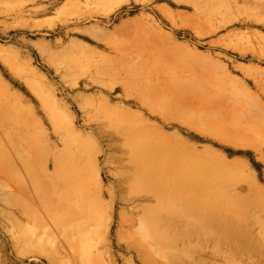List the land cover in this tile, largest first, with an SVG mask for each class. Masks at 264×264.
<instances>
[{"label": "rangeland", "instance_id": "rangeland-1", "mask_svg": "<svg viewBox=\"0 0 264 264\" xmlns=\"http://www.w3.org/2000/svg\"><path fill=\"white\" fill-rule=\"evenodd\" d=\"M126 65L150 73L154 87L178 83L195 95L180 111L164 99L152 111L119 83ZM0 111L10 135L23 130L33 173L80 136L106 152L97 168L116 196L126 191L115 184L121 154L109 131L141 117L175 158L233 193L246 219L264 222V124L254 122L264 118V0H0ZM9 144L3 138L6 155ZM0 188V264H47L34 253L41 245L11 242L10 189ZM130 211L118 203L106 233L100 225L103 264H159L129 241ZM192 240L196 264H223L212 239Z\"/></svg>", "mask_w": 264, "mask_h": 264}, {"label": "bare ground", "instance_id": "bare-ground-1", "mask_svg": "<svg viewBox=\"0 0 264 264\" xmlns=\"http://www.w3.org/2000/svg\"><path fill=\"white\" fill-rule=\"evenodd\" d=\"M123 70L119 83L134 90L138 103L152 111L157 109L153 102L160 105L162 99L166 108L180 111L196 92L178 83L154 87L153 76L137 66ZM4 119L0 113V185L10 189L4 210L10 239L14 245H41L34 253L47 264H103L97 234L104 220L106 233L108 215L113 216L118 203L130 205L128 238L146 261L196 264L193 237L219 245L214 251L223 264L251 255L264 259V222L246 219L235 195L207 181L195 161L175 158L173 154L179 155L148 120L127 115L111 125L109 135L121 154L115 184L126 191L116 196L97 168L106 154L103 149L92 148L80 136L65 140L62 151L46 155L42 170L33 173L31 155L21 152L27 146L23 130L16 125L10 135ZM259 119L254 122L264 124V118ZM3 138L10 142V155L3 151ZM201 163L212 167L208 160ZM52 241L54 248H47Z\"/></svg>", "mask_w": 264, "mask_h": 264}]
</instances>
